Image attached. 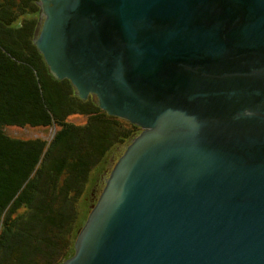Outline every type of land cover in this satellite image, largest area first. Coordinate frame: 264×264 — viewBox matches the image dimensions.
<instances>
[{
    "label": "water",
    "instance_id": "obj_1",
    "mask_svg": "<svg viewBox=\"0 0 264 264\" xmlns=\"http://www.w3.org/2000/svg\"><path fill=\"white\" fill-rule=\"evenodd\" d=\"M34 44L141 130L61 264H264V0H39Z\"/></svg>",
    "mask_w": 264,
    "mask_h": 264
},
{
    "label": "trees",
    "instance_id": "obj_2",
    "mask_svg": "<svg viewBox=\"0 0 264 264\" xmlns=\"http://www.w3.org/2000/svg\"><path fill=\"white\" fill-rule=\"evenodd\" d=\"M38 1L0 0V264H61L71 256L118 158L112 152L141 130L50 72L33 41ZM6 126L53 133L17 138Z\"/></svg>",
    "mask_w": 264,
    "mask_h": 264
},
{
    "label": "rangeland",
    "instance_id": "obj_3",
    "mask_svg": "<svg viewBox=\"0 0 264 264\" xmlns=\"http://www.w3.org/2000/svg\"><path fill=\"white\" fill-rule=\"evenodd\" d=\"M71 121L80 123V122H83L84 121V117L74 116V117L71 118ZM4 131L8 135H10L12 137H17V138H33V137L49 138L50 136H52V133H53V129L50 128V127L43 128V127L6 126V127H4ZM129 142H130V140H129ZM125 146L126 145L118 146L115 149V151L112 152L111 155H113V158L114 159H116L122 153V151L124 150ZM114 159H113V161H114ZM110 165L111 164H107V167L110 168ZM108 169H105L104 171H106ZM86 204H87V207L86 208H88V204H89V199L88 198H87Z\"/></svg>",
    "mask_w": 264,
    "mask_h": 264
}]
</instances>
